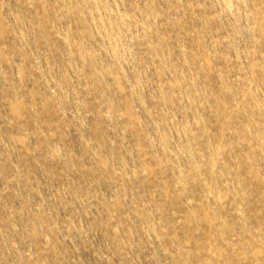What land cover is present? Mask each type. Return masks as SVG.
<instances>
[{
  "label": "rangeland",
  "instance_id": "obj_1",
  "mask_svg": "<svg viewBox=\"0 0 264 264\" xmlns=\"http://www.w3.org/2000/svg\"><path fill=\"white\" fill-rule=\"evenodd\" d=\"M0 264H264V0H0Z\"/></svg>",
  "mask_w": 264,
  "mask_h": 264
}]
</instances>
